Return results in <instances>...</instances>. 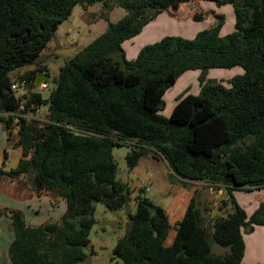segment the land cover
<instances>
[{"label": "trees", "instance_id": "1", "mask_svg": "<svg viewBox=\"0 0 264 264\" xmlns=\"http://www.w3.org/2000/svg\"><path fill=\"white\" fill-rule=\"evenodd\" d=\"M96 1L0 0V123L7 130L15 127L14 116L4 114L18 111L22 101L12 90L11 74L35 66L19 76L31 88L38 74L50 76L48 67L37 63L41 54L77 5ZM191 1L106 0L100 18L108 21L107 29L60 66L48 97L31 93L30 103L48 107L49 122L40 127L20 119V137L9 132V142L21 147L23 157L8 176L30 175L37 189L62 197L66 210L59 222L38 227L28 226L20 210H0V216H9L14 232L11 264H83L96 203L117 211L132 201L131 187L117 179L113 156L115 148L127 145L130 169L149 154L162 158L171 178L183 186L189 181L224 186L231 211L206 226L193 197L167 247L168 215L141 188L111 261L242 263L243 234L264 227V203L249 216L234 196L235 191L264 189V0H203L233 6L235 31L226 36L220 35L225 17L216 15L214 25L192 39L165 36L132 60L123 48L160 13ZM114 6L126 14L111 23ZM237 66L244 73L229 86L207 78L212 69ZM191 70L201 71L199 94L181 97L171 116H163L165 94ZM213 242L227 252L213 253Z\"/></svg>", "mask_w": 264, "mask_h": 264}, {"label": "crops", "instance_id": "2", "mask_svg": "<svg viewBox=\"0 0 264 264\" xmlns=\"http://www.w3.org/2000/svg\"><path fill=\"white\" fill-rule=\"evenodd\" d=\"M191 2H192L191 5L190 2L182 4L188 7H186V10L181 11L180 14H178V11L183 8L181 7L182 5L177 10L171 9L169 11H165L168 14H170V16L174 20L177 21L182 20L183 24L186 25L185 32L184 31L180 32V36L188 39L194 38L198 32L208 29L214 25L216 15H223L225 17V24L220 33L221 36H226L235 31V12L231 4L218 6L216 3L211 1L193 0ZM165 12H162L160 14L162 15ZM159 15L157 19L161 16ZM157 19L151 21L150 23H153L154 25V22ZM150 34L151 36L153 35L156 36L157 34H159L160 37L162 38L165 37V35L163 34V29L158 27L156 28V30L151 31ZM124 44L125 43H123V46ZM139 51L140 50L137 49L129 56H127L126 54V56L130 60L135 59ZM191 71L193 73H187L190 72L187 71L180 78H183L186 74H191L189 75L188 78L195 79L196 81H198V85L197 86L195 85V88L193 90L191 86L186 87L178 93L179 95L177 94L175 97H170L172 102L171 107L167 111V113L165 111L164 115H163L164 110L162 111L163 116L165 117L171 116L174 107L176 106L178 100L181 97L186 96L188 94H193V95L199 94L201 89L199 83V77L201 71L200 70H191ZM213 72L214 71L212 70L208 72L209 74L208 79L216 80L224 84L223 83L224 81H229L237 75H242L244 73V70L235 69L234 71L235 73H233L229 77H224V75L214 76V74L216 73ZM57 76L58 74L56 75V77ZM180 78L178 79V81L180 80ZM166 94H168V92ZM166 94L164 96V100L166 98ZM12 127L14 126L12 125L10 127V130H7L6 126L0 123V170L3 171V174L0 175V210L3 211V210L13 209V210L22 211L24 213L25 221L27 225L30 227L42 226L49 222H59L66 210L65 201L63 200L62 197L55 196L53 193L49 191L37 189L33 184L30 175H22L21 177L14 179L8 176L10 170L16 168L20 159L23 157L21 147L14 146L15 142L13 143L9 142V132L13 131ZM10 146L11 148L16 149L19 152V155L14 160L12 166H10L12 163L11 155L8 152V148ZM5 152L8 153V158L6 160H5ZM144 167L147 171L149 170L151 172L155 171L158 168H163L166 172L165 175L166 180L168 179V182L164 183V179H163L164 176H163L160 183V186L163 187L167 191V193L170 194V199L168 200L166 205L164 207L161 206L166 211L171 225L169 234L165 240V246L168 247L173 244L177 235L176 225L183 219L185 212L189 204L191 203L193 197L196 196L201 208L203 209L206 226L209 227L212 226V221L216 217L223 216V213L228 210L229 205L228 206L225 205V201L227 200V195L224 186L212 185L204 181H189L188 186H183L181 183H179V179H177L176 177H172V180H176V181H170L169 178L171 176V170L167 162L162 158L154 157L152 154L142 157L139 160L138 165L134 169L136 168L144 169ZM157 176L158 175L155 172L149 174L148 179L150 180V183L154 184L155 181L158 182L159 179ZM136 188H138V186H134L133 188H131L132 201L130 203V211L132 213H133V208L135 206L133 199H134V190ZM234 196L237 202L239 203V205L246 211V213L249 216H251L258 209L261 203H264V189L235 191ZM217 206L220 208V214L218 215L215 214V208ZM45 212L46 215H43L45 214ZM42 215H43L42 219L46 216H49L52 219H48L42 223L41 222ZM3 218L8 220L9 224L7 225V227H9L11 231H13L9 216L3 214L2 216H0V219ZM243 237L245 241V256L241 264H264V227L255 226L253 232L244 233ZM212 250L213 253L217 255H224L227 252V250H224L222 252H214V243H212Z\"/></svg>", "mask_w": 264, "mask_h": 264}, {"label": "rangeland", "instance_id": "3", "mask_svg": "<svg viewBox=\"0 0 264 264\" xmlns=\"http://www.w3.org/2000/svg\"><path fill=\"white\" fill-rule=\"evenodd\" d=\"M105 1L106 0H97L93 5L88 7L77 5L73 9L71 17L65 20L59 26V29L57 30L54 38L49 42L47 48L44 50L39 60L37 61V63L46 65L48 67L51 77L50 80L52 83H54L55 81L60 66H62L66 60L75 56L80 49L91 43L107 29L108 21L100 18L101 14L105 12ZM191 3L192 2H190V5ZM181 7L183 8L178 11V14H180L181 11L186 10V7L188 6L182 5ZM125 14L126 10L124 8H122L121 6H114V8L109 11V22L116 23L120 21L125 16ZM157 17L155 19H157ZM154 25L153 23H148V25L143 29L140 35L125 42L123 48L127 56L135 52L137 49L141 50V48H143L144 46L153 44L157 40L161 39L162 37H160L159 34H157L156 36L153 35L155 37L151 36L150 34L151 31L156 30L157 27L163 29V34L165 36H180V32H185L186 27V25L183 24L182 20H174L167 12L163 13L154 22ZM34 68L35 66H28L25 68L17 69L11 74L12 79L17 80L20 75ZM235 69L243 68L237 66L234 67V69H212V71H214L213 73H216L214 74V76L224 75V77H229L233 73H235ZM187 73L193 72L190 71ZM189 75L191 74H186L183 78H180L177 84H175L168 91V94H166L165 109L163 111V115L165 114V111L167 113V111L171 107L172 102L170 97H175L181 90L186 87L191 86L193 90L195 88V85H198V81L188 78ZM211 82L214 81L211 80ZM223 83L224 85L226 84V86H229L230 80L224 81ZM22 92V90H19L16 94L19 95ZM42 111V116L45 117L48 112V107L43 106ZM12 133L16 135L14 130L12 131ZM129 151L130 147L128 145L120 148H115L113 151L114 159L118 164L117 179L119 181L127 183L131 188H133L134 186H138V188L134 190L133 202L136 203V197L140 194L141 190L140 178H149V174L154 172L157 173L159 181H155L154 184L150 183V189L148 192H144V195L151 198L158 206L164 207L170 199V194L160 186L163 176L164 183L168 182V179L166 180L165 177V170L163 168H158L152 172L148 170V172L145 167L144 169H130L126 158ZM8 152L11 155L12 163L10 166H12L14 160L19 155V152L16 149L11 148V146L8 148ZM169 180L176 181L172 180L171 176ZM228 210L229 212L231 211V205H229ZM135 211L136 204L133 208V213H135ZM227 211L223 213L224 217L227 216ZM215 214H220V208L218 206L215 208ZM43 215H46V212ZM43 215L41 216V219ZM126 217L127 215L125 210L112 211L107 209L103 203H96V209L94 213L95 225L93 226L89 235L90 244L87 248H85L87 258L85 259L83 264H124L120 259L111 261L110 258L113 255V249L117 243L118 238L126 232V229L129 225V220H126L128 219ZM48 219L52 218L46 216L41 220V222L43 223ZM8 224V220H6L5 218L0 219V264H11L8 250L11 242L14 239V232L11 231L9 227H7ZM224 250L227 249L214 243V252H222Z\"/></svg>", "mask_w": 264, "mask_h": 264}, {"label": "built area", "instance_id": "4", "mask_svg": "<svg viewBox=\"0 0 264 264\" xmlns=\"http://www.w3.org/2000/svg\"><path fill=\"white\" fill-rule=\"evenodd\" d=\"M31 82H29L25 78H18L17 80H14L12 83V90L17 93L19 90H22L23 92L17 97L21 98V103L19 110L16 112H10L5 113L4 116L6 118H9L10 116H14V124L18 123L20 119H24L29 123L36 122L38 126L43 127L46 123H48L47 114L45 117L42 116V107L41 105H37L35 102L30 103L31 99V93H36L38 95H41L42 97H48L51 93V91L54 89V83L51 82V80L47 82H43L40 84L39 87L34 86L31 88ZM31 89V91H30ZM48 113V112H47ZM140 185L141 188L148 192L150 187V180L148 178H140Z\"/></svg>", "mask_w": 264, "mask_h": 264}, {"label": "water", "instance_id": "5", "mask_svg": "<svg viewBox=\"0 0 264 264\" xmlns=\"http://www.w3.org/2000/svg\"><path fill=\"white\" fill-rule=\"evenodd\" d=\"M50 79H51V77L48 74H46V73L38 74L37 77H36V79H35V82H34L35 83V86L36 87H39L41 83L47 82ZM19 128H20V126L18 124L15 125L14 132L17 134L18 137H20V134H18ZM125 212H126L127 218L129 219V215H130V204L126 205Z\"/></svg>", "mask_w": 264, "mask_h": 264}, {"label": "clouds", "instance_id": "6", "mask_svg": "<svg viewBox=\"0 0 264 264\" xmlns=\"http://www.w3.org/2000/svg\"><path fill=\"white\" fill-rule=\"evenodd\" d=\"M47 74V73H46Z\"/></svg>", "mask_w": 264, "mask_h": 264}]
</instances>
